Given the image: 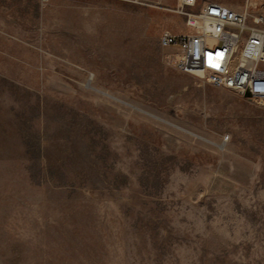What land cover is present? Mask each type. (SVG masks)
Segmentation results:
<instances>
[{"label": "rangeland", "instance_id": "obj_1", "mask_svg": "<svg viewBox=\"0 0 264 264\" xmlns=\"http://www.w3.org/2000/svg\"><path fill=\"white\" fill-rule=\"evenodd\" d=\"M207 2L264 17V0H0V264H264V101L160 45Z\"/></svg>", "mask_w": 264, "mask_h": 264}, {"label": "built area", "instance_id": "obj_2", "mask_svg": "<svg viewBox=\"0 0 264 264\" xmlns=\"http://www.w3.org/2000/svg\"><path fill=\"white\" fill-rule=\"evenodd\" d=\"M197 0H179V8L194 6ZM197 32H164L160 45L176 51V70L200 76L213 87L227 90L253 103L264 101V17H253L247 5L233 9L207 2L196 15ZM228 139H225L227 141Z\"/></svg>", "mask_w": 264, "mask_h": 264}, {"label": "water", "instance_id": "obj_3", "mask_svg": "<svg viewBox=\"0 0 264 264\" xmlns=\"http://www.w3.org/2000/svg\"><path fill=\"white\" fill-rule=\"evenodd\" d=\"M244 97L245 98H250V93L249 92L245 93Z\"/></svg>", "mask_w": 264, "mask_h": 264}, {"label": "bare ground", "instance_id": "obj_4", "mask_svg": "<svg viewBox=\"0 0 264 264\" xmlns=\"http://www.w3.org/2000/svg\"><path fill=\"white\" fill-rule=\"evenodd\" d=\"M246 3H247V2H246ZM247 6H248V7H252V6L250 5V2H248Z\"/></svg>", "mask_w": 264, "mask_h": 264}]
</instances>
